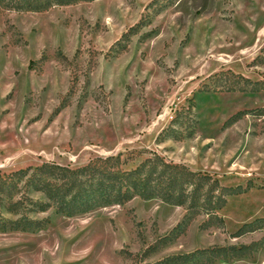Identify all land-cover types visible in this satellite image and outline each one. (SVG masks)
Returning a JSON list of instances; mask_svg holds the SVG:
<instances>
[{"label": "rangeland", "instance_id": "1", "mask_svg": "<svg viewBox=\"0 0 264 264\" xmlns=\"http://www.w3.org/2000/svg\"><path fill=\"white\" fill-rule=\"evenodd\" d=\"M153 2L0 7V174L159 156L244 192L213 217L156 197L66 215L21 183L0 264H264V223L242 229L264 219V0Z\"/></svg>", "mask_w": 264, "mask_h": 264}, {"label": "trees", "instance_id": "2", "mask_svg": "<svg viewBox=\"0 0 264 264\" xmlns=\"http://www.w3.org/2000/svg\"><path fill=\"white\" fill-rule=\"evenodd\" d=\"M78 1L92 0H0V7L17 12H41ZM126 164L122 154H118L96 157L78 168L46 162L34 169L0 174V202L8 198V208L13 211L19 202L12 203L11 197L23 183L21 187L25 192L34 190L45 195L48 201L39 202L41 208L54 206L57 212L66 215L125 204L135 197H156L167 203L187 205L191 214L204 213L213 217L226 205L229 196L244 192L240 186H223L207 174L167 162L159 156L148 158L131 169L126 168ZM262 223L264 219H257L242 229Z\"/></svg>", "mask_w": 264, "mask_h": 264}]
</instances>
